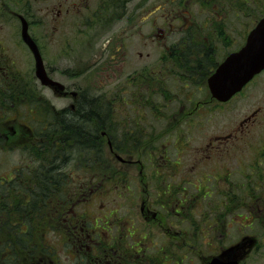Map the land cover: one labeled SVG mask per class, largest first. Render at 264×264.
<instances>
[{"label":"flooded vegetation","instance_id":"obj_1","mask_svg":"<svg viewBox=\"0 0 264 264\" xmlns=\"http://www.w3.org/2000/svg\"><path fill=\"white\" fill-rule=\"evenodd\" d=\"M263 6L264 0H0V151H27L32 166L27 175L21 165L10 179L0 177V264L263 258L264 142L254 144L253 132L262 124L264 95L189 158L181 136L171 145L163 140L166 128L160 131L173 100L170 117H197L199 107L219 110L264 76L263 70L225 102L207 87L212 71L244 43L247 22L264 16ZM24 23L46 76L62 89L40 85ZM26 61L24 74L18 66ZM83 78L94 87L78 84ZM39 89L66 101L55 109L43 97L46 121ZM60 117L82 124L90 141L67 136ZM104 144L111 167L104 168Z\"/></svg>","mask_w":264,"mask_h":264},{"label":"rangeland","instance_id":"obj_2","mask_svg":"<svg viewBox=\"0 0 264 264\" xmlns=\"http://www.w3.org/2000/svg\"><path fill=\"white\" fill-rule=\"evenodd\" d=\"M255 23L256 22H247L248 30H250L255 25ZM5 29H8V27H6ZM26 57L28 58L27 55ZM155 57H158L157 51L152 52V58L155 59ZM29 66V62L26 61L24 63L22 62L20 67L18 66V68L25 74L24 71H27V69H29ZM260 77V79L257 78L259 80H255L253 85L246 88L240 96H237L235 99H233V101L223 106L219 110L211 111L209 110V106L206 105L203 108L199 107L197 111V117H191L192 115L185 116L181 113L177 114L176 116L170 117L169 114L171 112L173 113L177 108L176 101L178 100H173V103L169 104L166 107V111L168 113L166 126L162 127L160 130L162 131L166 128V134L164 135L163 140H165L166 142H170L172 145L174 144L176 137L181 136V141L185 144V158L191 157V149L193 150L198 148V152L200 153L201 148L205 147V144L208 142L209 138L212 135L226 133L227 127L231 125L235 120L239 119L246 110L251 109L253 105H255L256 102L260 99V96L264 95V76ZM78 84H81L83 88H93L95 82L91 83L84 80L83 78L78 81ZM43 97L46 101H49L51 104H53L55 109L64 107L66 101L64 99L52 97L46 89H39V112L41 113L40 120L46 121L47 119L49 120V118L45 111L46 105ZM201 98L203 97L199 96L198 99H196L201 100ZM196 99H191V103H193L191 107H194ZM199 104H201V102ZM163 105L164 103L161 104L162 107ZM159 124L163 125V123ZM257 133L258 135L255 136V134ZM253 135L254 144H257V139H259L261 143L264 142V113L262 114V124H257V126L254 128ZM237 143L241 146L246 144L243 140L240 142L237 141ZM247 143L250 142L247 141ZM248 147L250 148L252 146L249 145ZM58 151H60L61 153L65 152L64 149ZM26 152L27 151L21 152L20 150L0 151V177L5 176L6 179H10L16 172L17 168L21 165H28V168H26V170H24L23 172L24 175H27L29 173V168L32 166L30 165V160L28 158L30 156V153L27 152V155ZM233 156L239 158L241 156H244V152L235 151L233 153ZM109 157L110 155L104 144L102 148V159L104 167L112 166ZM3 248L4 247L2 246V250H0L1 252H4ZM263 251L264 249L260 250V252ZM247 264H264V257L260 258V254H253L251 255L250 261Z\"/></svg>","mask_w":264,"mask_h":264},{"label":"water","instance_id":"obj_3","mask_svg":"<svg viewBox=\"0 0 264 264\" xmlns=\"http://www.w3.org/2000/svg\"><path fill=\"white\" fill-rule=\"evenodd\" d=\"M23 38L32 52H36L30 42L26 27ZM38 78L42 85L58 86L50 81L39 64ZM264 68V17L248 34L245 45L236 53L230 54L214 71L207 82L211 96L218 101L228 100L239 91L255 74ZM213 262L212 264H216Z\"/></svg>","mask_w":264,"mask_h":264},{"label":"trees","instance_id":"obj_4","mask_svg":"<svg viewBox=\"0 0 264 264\" xmlns=\"http://www.w3.org/2000/svg\"><path fill=\"white\" fill-rule=\"evenodd\" d=\"M85 108L91 109V110L95 109L94 106L93 107L90 106L89 102H87ZM108 108L109 107H104L103 109H108ZM103 119L105 121V120L108 119V117H104ZM59 120H60V122H59L60 126H63L64 127L63 130L64 131L67 130V132H68L67 133L68 134L67 136L74 137L78 142H88V141H90V132H88V130L85 131V128L81 126L82 124H80V123L78 124L77 121H69V120L67 121V120H65L62 117H60ZM89 124H90V118L87 117V119H86V126H88ZM107 124L108 123L104 122V127L107 126ZM78 127H80L81 129H83V131H81ZM86 128H88V127H86ZM46 135L47 134H46V131H45L44 134H40V137L46 138ZM91 140H93V139H91ZM39 145H40L39 146V152H41L43 149H46L47 148V146H48L47 145V140L44 141V142H42V143H40ZM44 173H46V172L44 171ZM40 181H43V182L46 183L45 180H41L40 179Z\"/></svg>","mask_w":264,"mask_h":264}]
</instances>
